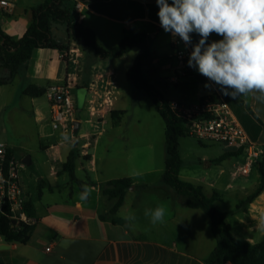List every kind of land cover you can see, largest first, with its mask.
I'll return each mask as SVG.
<instances>
[{
	"label": "crops",
	"instance_id": "obj_1",
	"mask_svg": "<svg viewBox=\"0 0 264 264\" xmlns=\"http://www.w3.org/2000/svg\"><path fill=\"white\" fill-rule=\"evenodd\" d=\"M8 1L11 7L0 6V27L21 38L32 22L31 9L45 0L22 4L20 0ZM74 3L71 0L68 5ZM83 11L82 21L106 49L116 47L125 30L146 33L153 54L146 75L153 85L159 89L176 86L181 83V75L198 87L194 103L207 98L224 101L250 140L264 145V104L252 98L234 100L223 95L218 85L196 69L187 73L172 49L173 41L179 37L174 38L160 26L156 0L97 1L84 4ZM54 34L68 45L67 59L58 49H37L26 68L11 82L0 84V143L6 144L22 162L30 157L31 163H24L21 175L25 200L33 202L37 219L26 244L8 242L0 236V264H206L217 245L210 217L202 209L185 206L178 194L162 181L166 162L165 122L151 98L136 88L137 92L128 86L121 89L120 76L127 75L139 50L135 48L138 53L132 59L129 55L134 49L121 58L97 60L88 71L86 54L70 41L66 24L55 25ZM219 39L222 37L212 34L208 42ZM198 40L199 36L193 33L192 44ZM182 44L192 51V45L186 46L183 41ZM7 76L8 72L0 67V78ZM66 81L73 87L74 122H79V129L76 138L68 135L70 139L62 141L61 133L65 132L53 129L47 94L51 87ZM31 85L45 89L46 93L40 97L25 95L24 90ZM106 91L113 92V105L99 108L93 116L90 100L97 92L100 106ZM162 93L170 102L190 98L182 91L179 101ZM170 93L167 89V94ZM148 98L164 122L163 132L161 125L158 128V140L150 136L156 131L153 124L157 118ZM114 111L122 112L118 124L112 117ZM83 124L85 128L81 130ZM185 138L180 140L183 161L180 178L202 187L208 197L217 193L214 204L218 208L223 203V192L238 193L249 184L255 190L259 185L260 176L253 182L252 174L238 182L236 171L243 162V153L225 158L227 153L237 151L225 146L211 155L204 146L206 143L188 144ZM72 150L80 154L76 175L91 189L86 201L80 200L82 191L62 171ZM26 167L33 169L35 191L23 178ZM122 178H132L134 189L128 191L120 209L111 214L115 200L105 196L102 188L107 182ZM90 180L97 185H90ZM40 182L44 185L41 195ZM57 195L65 198L55 199ZM158 205L166 208L165 219L152 225L144 216V209ZM129 213L135 215V221L125 219ZM239 214L243 215L238 218ZM231 217L236 219L237 228L242 229L245 241L260 242L264 237V192L246 210L236 211Z\"/></svg>",
	"mask_w": 264,
	"mask_h": 264
},
{
	"label": "trees",
	"instance_id": "obj_2",
	"mask_svg": "<svg viewBox=\"0 0 264 264\" xmlns=\"http://www.w3.org/2000/svg\"><path fill=\"white\" fill-rule=\"evenodd\" d=\"M71 0H45L40 5L31 9L32 22L26 33L21 38L7 34L0 27V67L8 72L6 78H0V84H7L24 68H26L37 49H58L62 53L69 49L68 45L59 41L54 34V26L66 24L70 41L74 42L86 54L89 71L93 62L97 60L121 58L137 48L139 54L127 72V77L133 86L152 99L159 114L165 122L166 138V162L163 173V184L172 188L180 197L182 203L192 209H202L211 219L212 231L217 240V245L212 251L206 264H264V237L258 243L239 240L232 234V226L228 218L236 211L246 210L264 192V161L257 164L260 182L257 188L243 199L236 210L222 212L215 206L218 194L208 197L202 187L183 181L180 178L182 158L180 155V140L188 137L187 120L171 108V102L160 89L153 85L147 75L146 67L153 58L148 35L133 29L125 30L120 43L113 49L104 48L97 40L95 32L79 20L75 12V3L68 5ZM84 4L106 0H78ZM67 59V57H66ZM46 90L37 86H29L24 94L32 97H40ZM122 112H112L114 123L120 121ZM118 115V116H117ZM200 142V141H199ZM202 144V142H200ZM242 149L233 153H227L225 158L241 156ZM80 154L72 150L63 164V172L68 173L71 182L83 190L84 182L78 179L76 170ZM90 185L97 183L90 180ZM134 186L132 178L115 179L107 182L103 188V194L115 204L110 213L115 214L123 205L126 194ZM44 185L38 186L39 195L42 194ZM25 212L29 217H35V209L32 201L25 203ZM35 226L25 223H15L7 214H0V236L8 242L26 244L31 237Z\"/></svg>",
	"mask_w": 264,
	"mask_h": 264
},
{
	"label": "clouds",
	"instance_id": "obj_3",
	"mask_svg": "<svg viewBox=\"0 0 264 264\" xmlns=\"http://www.w3.org/2000/svg\"><path fill=\"white\" fill-rule=\"evenodd\" d=\"M160 26L166 33L192 45L188 66L236 100L252 98L264 104V0H156ZM199 40L192 44V34ZM216 34L222 39L209 41ZM205 87H210L205 84ZM62 141L68 134L61 133ZM85 185L79 198L86 201ZM166 208H145L152 225L163 223ZM135 221L134 214L125 216Z\"/></svg>",
	"mask_w": 264,
	"mask_h": 264
},
{
	"label": "built area",
	"instance_id": "obj_4",
	"mask_svg": "<svg viewBox=\"0 0 264 264\" xmlns=\"http://www.w3.org/2000/svg\"><path fill=\"white\" fill-rule=\"evenodd\" d=\"M75 1V12L79 20L84 19V3ZM0 6L11 7L8 0H0ZM174 57L180 62L187 73L195 68L188 66L190 51L186 49L180 38L172 43ZM67 57V52L62 53ZM72 84L68 81L50 88L47 96L50 102L51 123L54 130H60L76 138L74 131L75 102L72 95ZM113 92L106 91L104 103L97 106L96 95L90 100L89 110L95 116L102 107L113 105ZM102 97V96H100ZM171 108L187 120L188 137L203 143H218L230 148L243 150V162L236 174L248 177L257 164L264 160V145L250 140L248 134L234 117L227 103L217 98H207L198 103L171 102ZM24 162L19 160L6 144L0 143V214H7L16 223L35 226L37 219L29 217L25 212V195L22 183ZM48 251L50 248L47 249ZM225 264H233L227 262Z\"/></svg>",
	"mask_w": 264,
	"mask_h": 264
},
{
	"label": "rangeland",
	"instance_id": "obj_5",
	"mask_svg": "<svg viewBox=\"0 0 264 264\" xmlns=\"http://www.w3.org/2000/svg\"><path fill=\"white\" fill-rule=\"evenodd\" d=\"M22 2H20L19 4H22V3H29V2H34V3H38L40 2L41 0H20ZM138 53V50L137 49H134L133 53L129 55V57H131V59L134 57V55ZM131 66V65H129ZM178 75L180 74V71L177 72ZM174 74V73H173ZM180 76V81L181 83H179L178 85H168V86H163L160 91L161 92H164L166 93V95H168V97H171L172 99H180L179 97V94L180 92H186L188 95H190V98H183V101L184 102H180V103H194L196 100L194 99V95H195V91H196V88H198L197 86H194L192 83L188 82V79L186 78H181V75ZM120 82H121V89L124 87V86H128V88H130L131 90H134V92H137V90L135 89V87L133 86V84L131 83V81L128 79L127 75H122L120 76ZM167 89H170V94H167ZM170 95V96H169ZM130 98V97H129ZM148 100V103L149 105L151 106V108L153 109L154 111V114L157 118L156 122L153 124L154 128L156 129L155 132H152V135H150L151 137L155 138L156 140H158V128L159 126L161 125V131L163 132V128H164V122L163 120L161 119L160 115L157 113L154 105H153V102L151 101V99H147ZM130 101V99H129ZM149 115V113H147ZM85 128V124L82 125V128L81 130H83ZM186 141L184 142H188V144H197L199 145V141L197 139H194V138H191V137H186L185 138ZM207 145H204L207 150L209 151V153L211 155H215L217 154L218 150H220V148H224L225 145L223 144H218V143H206ZM203 146V145H202ZM190 151V150H189ZM239 162V160H238ZM242 163V162H241ZM240 163V164H241ZM239 165V164H238ZM26 171H23V178L26 179L30 182L31 184V191H35V186H34V176H33V169L32 167H26ZM244 178V176H239L238 175V182L242 181V179ZM251 180L254 182L256 180H259V172L257 169H255L252 173V177H251ZM74 187H77L76 184H74ZM254 187L255 186H252V184H249V187L245 190H238V193H235L234 191H228V192H223L224 194V198H223V203H221V205L219 206V208L217 207V205L215 204L216 208L218 209H226V210H235L237 205L242 201V199H244L247 194H249L251 191L254 190ZM80 191V190H79ZM81 192V191H80ZM62 198H65V195H62V196H56L55 199H62ZM221 211V210H220ZM243 214H239L238 215V218L239 216H242ZM229 222L232 223L233 225V235L239 239V240H245V235H243L242 233V229H240V227L236 226V219L231 217L229 218ZM214 238V237H213ZM215 240V239H214Z\"/></svg>",
	"mask_w": 264,
	"mask_h": 264
},
{
	"label": "water",
	"instance_id": "obj_6",
	"mask_svg": "<svg viewBox=\"0 0 264 264\" xmlns=\"http://www.w3.org/2000/svg\"><path fill=\"white\" fill-rule=\"evenodd\" d=\"M59 41H60V40H59ZM78 129H79V122H76V123H75V127H74V131L77 132ZM27 159H29V161H28V160H25L24 163L27 164V165H30V163H31V162H30V157L27 158ZM131 189H134V187H132ZM15 223H16V221L14 220V224H15Z\"/></svg>",
	"mask_w": 264,
	"mask_h": 264
}]
</instances>
